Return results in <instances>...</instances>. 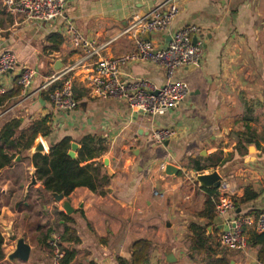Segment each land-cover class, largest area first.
<instances>
[{"label":"crops","instance_id":"0c3cea01","mask_svg":"<svg viewBox=\"0 0 264 264\" xmlns=\"http://www.w3.org/2000/svg\"><path fill=\"white\" fill-rule=\"evenodd\" d=\"M168 1L68 0L65 15L97 46L114 41L100 60L113 59L136 49L132 38L115 41L128 22ZM173 2L179 14L170 28L145 39L159 48L165 47L176 31L196 25L202 32L204 57L199 66L177 72L176 79L188 84L190 94L179 108L165 116L136 113L121 100L93 98L84 84L90 69L77 73L74 93L80 98L79 107L66 114L56 112L42 94L26 102H22L21 95L3 102L5 93L16 87L17 73L0 78V114L12 109L3 118L0 130L15 119L22 120L24 128L47 119L52 133L37 138L44 142L47 153L51 144L65 138H71L77 150L87 137H95L100 141L98 145L105 148L102 157L83 164L103 162L105 169L101 174L109 176L104 193L78 188L60 203L52 195L53 208L58 213H65V201L75 210L70 225L76 229L80 242L68 246L77 253L72 264H131L132 246L142 239L151 243L148 264H206L208 258L224 255L234 264L259 263L257 249L249 247L247 252H235L220 247L222 219L216 218L208 228L207 235L213 239L211 249L203 253L192 252L189 228L193 223L206 226V221L198 217L207 199L206 188L197 182L199 175L218 172L230 183L229 194L237 215L255 218L264 211V0ZM0 6L9 14L0 24V55L11 52L17 57L19 68L36 71L33 91L58 71L57 65L62 69L82 55V49L66 40L61 22L40 25ZM56 33L65 42L53 50L46 38ZM120 70L125 82L146 79L158 87L167 82L165 70L150 62L134 61ZM156 130H169L174 135L158 145L152 138ZM210 157L212 160L207 161ZM105 160H109L108 167ZM193 160L210 168L198 173L193 169ZM167 166L179 173H164L162 167ZM34 170L31 164L30 174ZM11 171L0 177V188L6 182L0 193L4 199H10L0 206V232L6 254L1 264L21 262L8 257L16 250L15 240L23 237L18 236L21 228L14 225L25 224L23 219L27 217L17 207L18 187L17 191L16 187L15 191L9 189L13 182L6 180V173L11 178ZM247 194L252 199L246 200ZM45 210H52V205L45 206ZM78 210L83 215L77 214ZM27 214H31L29 220L33 222L35 214L30 210ZM57 223L61 226L64 221L53 216V224ZM63 231L60 227L52 238L58 240ZM246 234L250 240L255 234L254 225L246 227ZM48 261L45 253L39 255V260L34 259L31 247L28 264Z\"/></svg>","mask_w":264,"mask_h":264},{"label":"built area","instance_id":"2783aa9c","mask_svg":"<svg viewBox=\"0 0 264 264\" xmlns=\"http://www.w3.org/2000/svg\"><path fill=\"white\" fill-rule=\"evenodd\" d=\"M68 0H0L7 12L25 17L37 24L61 22L65 27L66 40L75 48L82 49V55L74 62L52 74L36 91L33 85L36 71L19 68L17 57L11 52L0 55V78L17 73V85L21 89L22 102L33 100L37 95L48 93L54 110L61 114L75 111L79 107L74 93L77 73L90 71L84 84L90 96L96 99H116L126 102L136 113L150 117H162L179 108L187 99L190 89L187 83L176 79V74L184 68L199 66L204 57V41L201 29L196 25L186 26L176 31L165 47H157L145 36L166 31L179 14V8L173 0L155 7L144 15H135L115 39L132 38L136 49L132 54L113 59H102V54L114 42L97 46L89 41L65 15ZM134 61L150 62L166 72L167 82L158 87L146 79L122 80L121 66ZM2 90L0 88V95ZM12 109L0 114V124ZM174 134L169 130H156L152 138L163 145ZM166 167H162L164 170ZM230 183L223 180L216 190L213 202L217 219L224 221L219 236L222 249L235 252H247L249 238L246 227L254 225L255 234H264V211L257 217L239 216L236 213L234 199L229 194ZM50 246L55 249V264H60L64 253L59 251L58 240L53 239ZM263 264V263H258Z\"/></svg>","mask_w":264,"mask_h":264},{"label":"trees","instance_id":"16d2710c","mask_svg":"<svg viewBox=\"0 0 264 264\" xmlns=\"http://www.w3.org/2000/svg\"><path fill=\"white\" fill-rule=\"evenodd\" d=\"M46 42L51 46V49L57 50L64 44V38L61 34H51L46 38ZM21 95V89L16 84V87L10 92L5 93L2 97L3 102L11 101ZM42 97L49 100L48 93H43ZM76 100L80 102V98ZM23 121L19 119L12 120L6 123L0 130V177L3 172L12 170L15 160L20 156L21 162L28 159L35 169V174L41 190L51 195H63L65 198L78 188H88L93 193L105 192V182L109 179L107 174L102 175L104 170L103 162L96 164L89 162L100 158L105 153V148L100 146V141L95 137H87L83 139L81 149L77 150L78 157L72 159L68 153L72 149V139L65 138L57 144H51L47 154H37L32 158L27 156V153L33 148L39 136L48 137L52 133V128L48 125L47 119H42L33 123L30 127L24 128ZM212 160L210 157L207 161ZM193 169L198 173H204L210 167L201 164L199 160H193ZM20 183V182H19ZM22 186V183L19 184ZM207 199L205 207L198 215L200 219L206 221V226L197 224L190 225V243L191 250L195 253H203L211 249L212 237L208 236L207 230L213 225L216 219V206L213 202V197L216 194V188H206ZM257 195L254 196L256 198ZM252 199L246 196V200ZM29 209V207H26ZM77 214L83 215L81 210L76 211ZM1 214V211H0ZM59 220L64 221L63 225L57 223V228L63 227L64 231L58 239L59 251L64 253L60 264H72L76 258V251L69 250V245H77L80 238L70 224L73 223L72 217L65 213H58ZM55 230L50 229L49 235H52ZM5 239L0 232V264L5 261ZM49 253L52 257L55 256V249L49 248L46 243ZM249 247L257 249V257L260 263L264 264V234L252 235L249 240ZM151 243L147 240H138L132 246L131 264H148L150 260ZM17 262V261H16ZM206 264H231V260L227 255L222 258L210 257Z\"/></svg>","mask_w":264,"mask_h":264},{"label":"rangeland","instance_id":"374dc122","mask_svg":"<svg viewBox=\"0 0 264 264\" xmlns=\"http://www.w3.org/2000/svg\"><path fill=\"white\" fill-rule=\"evenodd\" d=\"M9 14L6 13V11L0 6V24H2L3 19H6V17ZM4 17V18H2ZM14 168L11 171V178L8 175V172L6 173V180H11L13 182L12 188L11 186L9 189H12L17 191V187L19 189L17 194V207L24 213L27 217L23 219L22 222L15 224L16 229L21 228V235L23 236L21 238H25L27 243L33 247V258L39 260V255L41 253H45L46 256H48V263L47 264H55V256L52 257L49 253V249L46 246V243L50 246V242L52 240L53 235H49L48 231L50 229L55 230L56 232H59V228H57L54 222L53 224V216L57 219L59 218L57 209L55 207L53 208V203L55 202L54 197L52 195L47 194L43 190L40 189L39 183L37 186L30 189L29 193L26 194V189L28 185L31 183V163L28 159H25L24 161H16L14 162ZM22 180V185H24L22 188L18 186L19 182ZM6 182L2 184L1 188H5ZM0 188V190H1ZM10 199H4L0 193V206H2L4 203H8ZM60 203V202H59ZM52 205V210H45V206ZM26 207H29L27 209ZM28 210L33 214H35V217H33V222L29 220L31 214H27ZM24 225V226H23ZM5 233V232H4ZM16 236V238H18ZM17 239L15 240V242ZM49 248H52L51 246ZM16 264H28V263H21L16 262Z\"/></svg>","mask_w":264,"mask_h":264},{"label":"water","instance_id":"95a60500","mask_svg":"<svg viewBox=\"0 0 264 264\" xmlns=\"http://www.w3.org/2000/svg\"><path fill=\"white\" fill-rule=\"evenodd\" d=\"M192 68H193V66H191L189 69H192ZM55 69L60 70L61 67L59 65H57L55 67ZM77 148H78L77 144H75V143L72 144V149L68 153L69 157H71L72 159H76ZM37 154H42V155L47 154V148L41 139L37 140L36 143L34 144L33 148L27 153V155L31 156V157H33ZM20 160H21V157L19 156L15 160V162L16 161L19 162ZM105 165H106V167H108L109 160H105ZM164 173H166L168 175H171V174L177 175L179 173V171H177L174 167L167 166L165 168ZM221 181H222V177L218 174V172H213L209 175H199L197 177V182L204 188H216V189H218ZM37 184H38V181H37L35 170H34L31 174V183H30V185H28V187L26 189V194L29 193L31 188L37 186ZM54 196L58 202H61L64 198L63 195H54ZM63 208L65 210V213L68 216L73 215V213L75 212V210L73 209V207L69 201H65L63 203ZM8 234L10 237H12V235H13L12 229L8 230ZM30 256H31V246L26 242L25 238H20L16 242L15 252L12 253L8 257V259L10 261H13V262L15 260H19L21 262L27 263L30 259ZM231 264H234V263L231 262Z\"/></svg>","mask_w":264,"mask_h":264}]
</instances>
